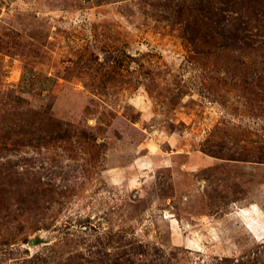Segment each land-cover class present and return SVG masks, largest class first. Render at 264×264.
Masks as SVG:
<instances>
[{
    "label": "rangeland",
    "instance_id": "374dc122",
    "mask_svg": "<svg viewBox=\"0 0 264 264\" xmlns=\"http://www.w3.org/2000/svg\"><path fill=\"white\" fill-rule=\"evenodd\" d=\"M227 257L264 264V0H0V264Z\"/></svg>",
    "mask_w": 264,
    "mask_h": 264
},
{
    "label": "trees",
    "instance_id": "16d2710c",
    "mask_svg": "<svg viewBox=\"0 0 264 264\" xmlns=\"http://www.w3.org/2000/svg\"><path fill=\"white\" fill-rule=\"evenodd\" d=\"M129 251H130V254H134L132 250H129ZM227 258H228V259H226V261H223L222 264H231V262H232L233 264H237V263L235 262L236 260H234V259H233V260H230L229 257H227ZM218 262H219V261H218ZM219 263H220V262H219ZM255 264H260V263H255Z\"/></svg>",
    "mask_w": 264,
    "mask_h": 264
}]
</instances>
